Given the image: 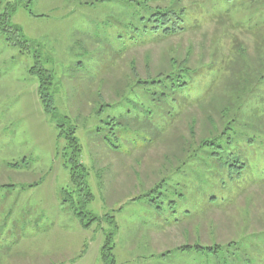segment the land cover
<instances>
[{
	"label": "rangeland",
	"instance_id": "obj_1",
	"mask_svg": "<svg viewBox=\"0 0 264 264\" xmlns=\"http://www.w3.org/2000/svg\"><path fill=\"white\" fill-rule=\"evenodd\" d=\"M260 1L226 10L212 9L211 0H182L200 31L163 45L124 48L115 38L120 30L113 20L122 12L116 4L0 0L1 12L20 2L7 25L22 29L28 48L0 31V264H105L102 249L110 236L116 264H264V11L253 13ZM214 15L227 17L221 23ZM102 22L110 24L104 28ZM234 41L247 52L238 63ZM119 48L121 55L114 54ZM190 49L198 73L190 90L176 96L180 116L156 117L162 135L154 137L142 110L151 98L132 89L130 60L142 76L154 75L168 54ZM226 58L236 62L238 74L229 68L234 91L223 87L204 106L185 111L209 95ZM36 63L53 79L44 91L53 100V115L45 112L39 78L30 72ZM118 96L128 99L112 109L99 107ZM127 106L135 110L132 118ZM123 116L130 120L126 128L110 131L106 121ZM226 124L233 142L227 147L224 139L226 155L240 153L247 165L241 176L230 181L203 150L176 172L183 153ZM72 129L88 172L82 187L72 182L68 161ZM165 178L170 184L163 192L183 193L187 200L176 216L143 198ZM211 195L218 204H208ZM198 243L223 249L211 256L179 249Z\"/></svg>",
	"mask_w": 264,
	"mask_h": 264
},
{
	"label": "trees",
	"instance_id": "obj_2",
	"mask_svg": "<svg viewBox=\"0 0 264 264\" xmlns=\"http://www.w3.org/2000/svg\"><path fill=\"white\" fill-rule=\"evenodd\" d=\"M28 3H31L33 0H28ZM215 1L216 4L212 5V9H220L221 7L230 10L233 6L237 5V3H242L245 0H211ZM79 4L89 5L95 7L97 5H108V4H116L121 9L122 12L117 13L113 20L117 25L116 27L120 30L118 34L115 36L116 41L121 44V47L127 48L128 46H138L145 44L148 45H163L171 40H174L179 37H185L188 34H193L200 30L194 29L191 24L192 19L189 15L186 7L182 5V0H77ZM259 7L256 9L253 8V13L257 11H264V1L261 0ZM20 2L8 3L5 11H0V31L4 34L9 35L8 41H10L13 45H19L24 49H28L25 47L26 44L22 42V29L18 26H13L9 28L7 25V21L10 18V14H14L17 12L19 8ZM29 4L27 5V7ZM256 11V12H255ZM220 13V12H215ZM218 21H224V17L222 15H214ZM221 16V17H220ZM226 19V18H225ZM109 22H102L104 28H107ZM110 24V23H109ZM93 25L97 26L98 24L93 23ZM254 30H259L258 28ZM11 36V37H10ZM101 39V38H100ZM261 39V38H260ZM260 39H256V47L257 51H260V44L262 41ZM112 48H114V42H112ZM235 51L238 53V56L235 57V61H243L244 55H247V52L244 48H239L238 42L235 43ZM237 45V47H236ZM124 48H119L118 51H115L114 54L121 55V51ZM116 49V48H115ZM239 49V50H238ZM176 57H171L170 54L166 56L165 64L161 70H159L156 74L146 73L145 76H142L137 68V64L135 59H131V73L133 78L131 82L135 83L133 88L137 90L143 89L146 95H149L151 98V103L149 105L142 104L143 114L146 117L147 126L156 131V134L160 136L161 131H159L158 124L154 123V120L157 119L158 116H163L166 114L167 117L170 118L171 121L175 119V117L180 116V112L176 110V106L173 105L176 103V96L190 90L191 81L194 79V76L198 73V67L194 65L193 62V50L190 49L185 53L178 50L176 52ZM249 57V56H248ZM36 59H38L36 57ZM224 61L226 70L223 71L219 81L214 85V87L209 91V95L206 96L203 100L198 103L189 105L185 111L190 110L193 107H196L198 104L204 106L206 101H208L216 91L222 89H228L231 93L234 89L231 87V79L232 75L230 74L229 68L235 69L236 62L232 61L234 59H225ZM238 63V62H237ZM39 64L36 63L35 66L31 69V74L37 76L40 81V99L44 106L45 112L49 115H53V100L48 98L47 95H44V91L49 90L52 86V76L49 71L44 70L43 68H38ZM236 70V69H235ZM237 72V70H236ZM238 74V72H237ZM240 74L242 71H240ZM228 76V77H227ZM264 74L261 76V78ZM225 77V78H224ZM230 79V80H229ZM239 80V79H237ZM223 81L225 84L223 85ZM236 83V82H235ZM129 84V83H128ZM128 86V85H127ZM125 89V88H124ZM119 90V89H118ZM115 87L114 93L119 94L120 92ZM126 96H118L117 102L114 101L113 104H108L106 101L102 102L99 107L112 109L116 107L121 101L127 100ZM128 105V104H127ZM173 105V106H172ZM127 111V117L132 118L133 112L129 106ZM170 109V110H169ZM169 110V111H168ZM103 113L102 109H100L99 113ZM177 115V116H176ZM125 116L119 118V120H115L110 123L109 120L106 121V126H113L110 131L118 128L119 130L126 128V125L130 122V120H124ZM135 120H139V116L134 118ZM124 121V122H123ZM144 122V124L146 123ZM115 127V128H114ZM224 127V128H223ZM217 135L215 136H206L202 137L198 142L197 147H194V150H188L183 153V160L179 163V166L176 168V172H178L181 168L182 171L186 167L187 160L191 158L192 155H195V152L203 150L205 156L209 157L210 161H213V167L218 172H223L228 174V179L230 181L235 178V176H241L246 170L247 165L245 161L242 159L241 154L237 153L232 156V154L226 155V145L227 147H231L233 144L232 138L230 134L232 133L231 127L226 124L223 126ZM59 128H64V126H59ZM144 128V127H143ZM191 135H194L195 128L192 122V127L189 126ZM215 131V130H214ZM213 131V133H214ZM212 133V135H213ZM114 134V133H112ZM115 137V136H114ZM193 137V136H192ZM105 138L112 143L110 138L106 135ZM159 138V137H157ZM66 139L68 140V146L71 149L72 153L69 157L68 161L71 165V178L72 182L79 185V187L86 185V177L83 175H87L88 172L80 163L79 157L81 155V147L75 138L74 129L70 130V133L67 134ZM224 139H226V145L224 146ZM150 141V139H147ZM145 140V141H147ZM152 142V140H151ZM67 146V147H68ZM114 148H117L114 145ZM211 163V162H210ZM79 169L81 171H79ZM81 172L80 176L76 175V172ZM88 176V175H87ZM169 178L163 179L160 183H158L151 191H148L143 195V198H148V202L150 206L164 211L166 210L168 213H171L172 216H176L178 214V209L180 208L181 202L186 204L187 201L185 199V195L183 193L174 192L173 195H169L170 193L163 192L164 187L169 186L170 180ZM204 184H207L204 183ZM172 196H176V200L171 198ZM92 194H89V200L92 199ZM207 202L209 205H216L219 203V198L211 195ZM160 205H163L162 207ZM166 205V208L164 207ZM184 213V212H183ZM110 238L107 240L106 245L102 249V260L109 264H116L114 258L111 260L113 247L110 246ZM233 243H230L226 246V248H232ZM235 247V246H234ZM182 251L185 250H196L199 254H207L208 256L217 253V251L223 249L220 245H212V246H204L202 244H195L194 246L186 245L184 247L179 248ZM236 249L233 248V255L235 254ZM249 261V260H248ZM250 262V261H249ZM233 264V263H232Z\"/></svg>",
	"mask_w": 264,
	"mask_h": 264
}]
</instances>
